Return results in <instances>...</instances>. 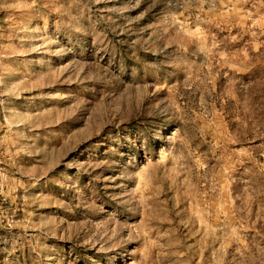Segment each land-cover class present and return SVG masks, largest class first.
Listing matches in <instances>:
<instances>
[{
    "label": "rangeland",
    "instance_id": "rangeland-1",
    "mask_svg": "<svg viewBox=\"0 0 264 264\" xmlns=\"http://www.w3.org/2000/svg\"><path fill=\"white\" fill-rule=\"evenodd\" d=\"M0 264H264V0H0Z\"/></svg>",
    "mask_w": 264,
    "mask_h": 264
},
{
    "label": "bare ground",
    "instance_id": "bare-ground-1",
    "mask_svg": "<svg viewBox=\"0 0 264 264\" xmlns=\"http://www.w3.org/2000/svg\"><path fill=\"white\" fill-rule=\"evenodd\" d=\"M42 31V30H41ZM40 34V33H39Z\"/></svg>",
    "mask_w": 264,
    "mask_h": 264
}]
</instances>
